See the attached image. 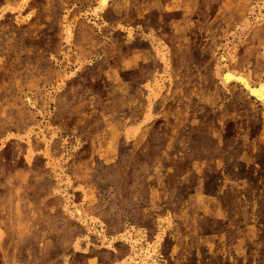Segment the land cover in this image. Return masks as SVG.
Listing matches in <instances>:
<instances>
[{
    "label": "rangeland",
    "instance_id": "rangeland-1",
    "mask_svg": "<svg viewBox=\"0 0 264 264\" xmlns=\"http://www.w3.org/2000/svg\"><path fill=\"white\" fill-rule=\"evenodd\" d=\"M21 1L0 0V264H136L128 231L161 237L154 264H264V0Z\"/></svg>",
    "mask_w": 264,
    "mask_h": 264
},
{
    "label": "bare ground",
    "instance_id": "bare-ground-1",
    "mask_svg": "<svg viewBox=\"0 0 264 264\" xmlns=\"http://www.w3.org/2000/svg\"><path fill=\"white\" fill-rule=\"evenodd\" d=\"M29 0H22L21 3H20V6H24ZM99 3L97 5V7L93 10V13L94 14H99V12H101L109 3V0H98ZM8 7V6H6ZM7 9V8H6ZM5 9V10H6ZM4 9L2 11H0V18L2 16V13H3ZM13 11V10H12ZM92 13V14H93ZM258 15V14H257ZM261 15V13H260ZM262 16V15H261ZM31 17V14L27 16V19H29ZM261 19V17H258ZM263 18V16H262ZM257 19V18H256ZM264 22V21H263ZM70 26V25H69ZM66 25L65 27V36L64 38L66 39V41H70L71 38H72V29ZM227 53V52H226ZM222 56V55H221ZM233 57V56H232ZM222 58L223 56L221 57V61H222ZM224 59V58H223ZM232 59V58H231ZM221 64V63H220ZM217 67V66H216ZM228 67V66H227ZM243 73V72H242ZM222 76V81L224 82V84H228L232 81H242V82H245L247 81L246 79H244L243 75L241 73H238L237 71H230V70H227V71H224L223 75L220 74ZM220 76V77H221ZM243 76V77H242ZM64 79V78H63ZM250 79V78H249ZM64 81V80H63ZM248 82V81H247ZM247 82H245L244 84H246ZM240 83V82H239ZM65 84V83H64ZM236 84V83H235ZM260 84V83H259ZM261 84H263L261 82ZM60 85V84H59ZM243 86V85H242ZM249 85H246L245 87H247ZM63 87V86H62ZM253 89V88H252ZM249 90V89H248ZM245 92V91H244ZM253 92L260 96V98L264 97V84L261 85V88L260 90H253ZM255 96V95H254ZM256 97V96H255ZM257 98V97H256ZM259 98V99H260ZM28 99V98H27ZM263 100V99H262ZM31 103V102H30ZM32 104V103H31ZM29 150V149H28ZM33 156V152L31 151V149L28 151L27 153V158L30 160L31 157ZM68 199L70 200L71 197H68ZM70 202V201H68ZM71 203V214L74 216V217H77L78 220H82V219H79V217H85L87 214L83 211V208L80 207L79 205L75 204V203ZM168 220V219H167ZM166 220V221H167ZM84 221V220H83ZM82 221V222H83ZM2 231H1V237H2ZM123 235V234H122ZM142 233L140 232H137L135 235H133L132 232L128 231L126 232L124 235H123V238L130 242L133 246V256H132V259L131 260H135V263L136 264H152L153 263V259H154V253L156 252V250L158 249L159 247V244H160V241H161V237H158L157 236V240L154 241L155 243H146L143 245V238H142ZM145 237V236H144ZM112 238V237H111ZM115 240V239H114ZM113 239H108L109 243H112L114 241ZM138 247V250H136V248ZM156 255V253H155ZM155 263V262H154ZM153 263V264H154Z\"/></svg>",
    "mask_w": 264,
    "mask_h": 264
}]
</instances>
